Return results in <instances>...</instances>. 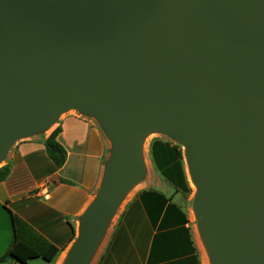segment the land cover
I'll list each match as a JSON object with an SVG mask.
<instances>
[{
  "label": "water",
  "instance_id": "obj_1",
  "mask_svg": "<svg viewBox=\"0 0 264 264\" xmlns=\"http://www.w3.org/2000/svg\"><path fill=\"white\" fill-rule=\"evenodd\" d=\"M71 109L112 147L64 264L91 261L152 130L184 146L212 264H264V0H0V163Z\"/></svg>",
  "mask_w": 264,
  "mask_h": 264
},
{
  "label": "crops",
  "instance_id": "obj_2",
  "mask_svg": "<svg viewBox=\"0 0 264 264\" xmlns=\"http://www.w3.org/2000/svg\"><path fill=\"white\" fill-rule=\"evenodd\" d=\"M58 127L57 140L67 151L61 167L45 146ZM111 147L101 122L77 112L62 114L44 134L17 140L5 162L11 172L0 181V257L14 240L11 210L30 226L25 235H40L62 249L57 264L73 240L71 225L76 233L80 217L99 193ZM153 178L113 218L89 264H204L185 207L163 201ZM26 264L52 263L36 258Z\"/></svg>",
  "mask_w": 264,
  "mask_h": 264
},
{
  "label": "rangeland",
  "instance_id": "obj_3",
  "mask_svg": "<svg viewBox=\"0 0 264 264\" xmlns=\"http://www.w3.org/2000/svg\"><path fill=\"white\" fill-rule=\"evenodd\" d=\"M67 112H77L82 115H88L84 112H81L76 109H71ZM64 114V113H63ZM91 116V115H90ZM55 124V123H54ZM53 124V125H54ZM52 125V126H53ZM50 128V127H49ZM48 128V129H49ZM47 129L41 131L42 134ZM22 139V138H21ZM155 142L163 144L168 151L165 152H170V157L168 158V161L163 159L161 157V154L156 153L153 151V145ZM15 143V142H14ZM12 148V145L8 149L4 159L0 163V167L5 165V162L8 158L9 152ZM182 150V155L176 154L177 149ZM165 149V148H163ZM176 149V150H175ZM142 152H143V159H144V172L142 177L129 189V191L126 193V195L122 198L121 202L119 203L112 220L114 222L115 219L126 206V204L133 199L134 195L139 192L140 188L142 187V183L146 182L147 180L150 179V176H154L153 181L155 180V185L154 187H159L162 189L163 192L160 191H155L160 195L163 201H170L173 202L176 206L177 203L182 204L187 213L189 214L190 217V223L189 226L191 228V231L194 236V242H195V247L198 250V253L200 255L201 260L203 259L202 251L199 246V238L197 236V231L200 233V228H199V223L198 219L195 215L194 208H193V198L195 194V188L192 186V183L189 180V173H188V166L186 163V158H185V150L184 146L179 143L177 140H175L173 137L157 130H152L148 132L143 141L142 145ZM156 155V157H155ZM166 193H165V192ZM167 194L169 196H167ZM171 196V197H170ZM175 201V202H174ZM111 220V222H112ZM112 222V223H113ZM78 227H79V221L77 223V230L75 233V237L78 234ZM200 236V235H199ZM72 240V241H73ZM202 240V239H201ZM72 243V242H71ZM71 244L64 250V252L68 251L70 248ZM63 252V254H64ZM63 254L58 260L62 258ZM43 259V258H41ZM42 261V260H41ZM56 263V262H55Z\"/></svg>",
  "mask_w": 264,
  "mask_h": 264
},
{
  "label": "trees",
  "instance_id": "obj_4",
  "mask_svg": "<svg viewBox=\"0 0 264 264\" xmlns=\"http://www.w3.org/2000/svg\"><path fill=\"white\" fill-rule=\"evenodd\" d=\"M60 131V127L56 128L45 139L47 153L54 161L57 167L63 166L67 159L66 149L57 140V136ZM176 149V154L182 155V150H179L178 148ZM153 151L155 152V154L159 151L161 157L168 161V158L170 157V152H165L168 150L163 144L155 142L153 145ZM10 172L11 164H5L1 166L0 181L5 180L9 176ZM10 213L14 227V240L6 251V253L0 257V264H4L9 260L16 263L26 264L29 260L36 258H43L44 260L55 264L59 255L61 254L62 249L52 244L40 235H33L31 232H28V234L25 235L24 228L26 226H30L27 225V223L21 218H19L17 215L13 214L11 210ZM71 228L73 239L75 236V231L72 225Z\"/></svg>",
  "mask_w": 264,
  "mask_h": 264
},
{
  "label": "bare ground",
  "instance_id": "obj_5",
  "mask_svg": "<svg viewBox=\"0 0 264 264\" xmlns=\"http://www.w3.org/2000/svg\"><path fill=\"white\" fill-rule=\"evenodd\" d=\"M188 173H189V170H188ZM189 180L190 182L192 183V186L196 189V186L191 178V175L189 173ZM200 235V236H199ZM197 236L199 238V246H200V249L203 253V259H204V264H212V258H211V255H210V252H209V249L202 237V234H201V231L200 233H198L197 231ZM202 239V240H201ZM67 255H68V251L64 252L62 258L60 259L59 261V264H64L66 258H67Z\"/></svg>",
  "mask_w": 264,
  "mask_h": 264
}]
</instances>
